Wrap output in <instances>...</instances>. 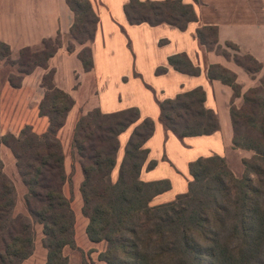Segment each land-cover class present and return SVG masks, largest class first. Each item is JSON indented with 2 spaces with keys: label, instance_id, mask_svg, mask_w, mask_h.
<instances>
[{
  "label": "trees",
  "instance_id": "obj_1",
  "mask_svg": "<svg viewBox=\"0 0 264 264\" xmlns=\"http://www.w3.org/2000/svg\"><path fill=\"white\" fill-rule=\"evenodd\" d=\"M66 3L74 14L69 34L82 44L76 56L83 69L90 70L92 50L86 42L94 37L98 17L89 0H66ZM123 10L129 24L165 22L182 29L197 18L193 5L181 0H127ZM76 28L80 30L75 31ZM204 30L211 33L215 46H221L217 42L216 27L212 25L197 28L201 43L206 46ZM59 38L58 32L54 37L42 39L37 49L20 48L17 75L6 77L12 87H19L22 77L36 66L46 69L40 81L43 95L38 112L46 117L47 126L44 131L35 132L31 125L25 124L17 135L0 134V144L10 150L26 187L24 203L31 217L13 214L15 188L4 174L0 159V264H19L32 253L33 221L42 225L44 264H67L64 248H73L75 244V217L63 191L64 152L57 136L74 100L54 84V69L47 64L61 46ZM225 45L238 52L236 44L226 41ZM66 49L72 51L74 45L69 43ZM240 54L250 62L249 66L244 65L249 72L261 69V63L252 55ZM9 56L8 44L0 40V60ZM168 63L186 73L199 71L185 53L170 55ZM164 71L163 66L155 69L158 74ZM208 75L229 85L234 96L240 94L234 73L224 66L209 65ZM262 84L242 94L240 107L249 122L255 118L253 128L260 122L259 130H240L237 126L239 108L230 105L233 145L254 151L250 158H242L243 174L236 177L225 159L217 154L198 157L188 164L192 178L187 191L157 204H151L152 198L168 190L170 181L140 178L148 155L145 143L153 133L154 121L150 117L142 118L135 106L107 113L94 107L77 117L71 145L83 176L80 193L82 213L88 219L85 231L90 241L107 243L99 260L106 264H253L263 256ZM204 99V90L198 86L158 101L159 120L178 137L210 134L218 129V120L214 112L204 106ZM128 130L126 142L121 146L119 135ZM120 150L121 161L113 179ZM154 164L155 161H150L148 167Z\"/></svg>",
  "mask_w": 264,
  "mask_h": 264
},
{
  "label": "crops",
  "instance_id": "obj_2",
  "mask_svg": "<svg viewBox=\"0 0 264 264\" xmlns=\"http://www.w3.org/2000/svg\"><path fill=\"white\" fill-rule=\"evenodd\" d=\"M89 1L98 17L94 37L86 43L92 50V68L84 70L76 56L82 44H75L72 51L59 47L47 63L48 68L54 69V84L74 100L57 134L62 130L72 132L77 117L94 107L105 113L137 107L142 118L154 121L153 133L145 143L148 155L140 178L170 181V188L155 195L151 204L186 192L192 178L188 164L198 157L217 154L234 172V159L240 161L247 153L232 143L230 105L238 104L242 94L264 74V0H181L191 3L197 16L182 29L165 22L129 24L123 10L127 0ZM73 17L66 0H0V40L8 44L10 55L16 57L20 48L37 49L42 39L58 32L67 36ZM208 25L216 27L219 44H236L238 52L252 55L261 63V69L248 73L232 59L206 48L196 30ZM176 53H185L192 65L199 68L198 73L174 69L168 57ZM211 64H220L234 73L239 95L234 96L229 85L208 75ZM158 66L166 71L156 73ZM2 72L0 60V105L4 98L10 116H22V125H31L35 132L44 131L47 120L39 114L38 103L43 95L40 81L46 69L36 66L22 77L19 87H12L1 78ZM198 86L205 93L204 106L217 117L218 129L210 134L178 137L160 122L158 101ZM128 134L129 130L119 135L121 146ZM150 161H155L152 167H148ZM65 164L66 156L64 169Z\"/></svg>",
  "mask_w": 264,
  "mask_h": 264
},
{
  "label": "rangeland",
  "instance_id": "obj_3",
  "mask_svg": "<svg viewBox=\"0 0 264 264\" xmlns=\"http://www.w3.org/2000/svg\"><path fill=\"white\" fill-rule=\"evenodd\" d=\"M79 31L80 28H76L75 31ZM204 42L206 44V48L214 47V51L226 58L232 59L234 62L238 63L241 67L248 73L249 72L244 65H250V62L245 59L244 55L235 52L232 47L224 45V46H215L213 41V36L207 30H204ZM59 41L61 46H67V44L72 43L79 44L75 41L70 34L67 36L60 35ZM87 41V40H86ZM87 43V42H86ZM60 46V47H61ZM18 55L16 57H12L11 55L8 58L1 59V63L3 65V75L1 78L6 79L8 75H17L18 66ZM243 64V65H242ZM225 75H228L227 73ZM261 82H263L262 87L264 89V74L261 75L258 79V82L255 86H261ZM250 87V88H253ZM249 89V88H248ZM237 90V89H236ZM238 92V91H237ZM246 92V91H245ZM244 92V93H245ZM264 93V90H263ZM137 98L133 97L131 100H135ZM243 104V95L242 99L238 104H232L234 107L239 108V113L237 114V126L240 130L244 128L248 131L249 128L253 130L260 129V122L257 128H253L251 124L254 123L255 118L251 119L249 122V118L243 116L242 109L240 107ZM5 101L3 98V102L0 105V134H5L7 132L13 131L15 135H17L22 127V116H10V109L7 105H5ZM243 116V117H242ZM46 118V117H44ZM260 121V120H259ZM73 130V129H72ZM12 133V132H11ZM58 138L61 141L64 156H66V164H65V173H66V182L63 185V191L66 197L70 200L71 208L74 212L75 222H74V247L66 246L64 248V254L68 258L67 264H106L104 261L99 260V255L106 249V241L100 240L98 242H92L88 239L85 228L88 223V219L82 213V196L80 193V183L82 181V172L78 162L77 155L73 152L71 145V137L72 132L62 130L57 134ZM70 137V138H69ZM243 152L247 153V156H242V158H250L254 151L249 148H240ZM122 150L119 151L117 155V165L115 166L112 172V178L115 179L117 176V170L119 167V163L121 161ZM242 158L240 161L235 160L232 162V169L234 170V175L236 177H240L243 174L244 166L241 164ZM0 159L2 161V170L4 174L11 180L15 188V203L13 207V214H22L24 216H29L28 211L26 209L24 203V195L26 193V187L21 181V178L17 172V168L15 166V159L11 154L10 150L4 144H0ZM78 167V169H77ZM77 169V170H76ZM79 171V172H77ZM159 198H157L158 200ZM31 219V217L29 216ZM86 221V225L84 227V222ZM33 229H34V241H33V251L32 253L23 259L19 264H44L46 259V250L42 245V225L38 222L33 221ZM264 253V252H263ZM264 263V254L258 260L254 261L253 264H263Z\"/></svg>",
  "mask_w": 264,
  "mask_h": 264
}]
</instances>
